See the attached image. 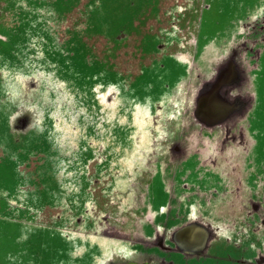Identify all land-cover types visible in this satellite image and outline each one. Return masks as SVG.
<instances>
[{
	"label": "rangeland",
	"instance_id": "obj_1",
	"mask_svg": "<svg viewBox=\"0 0 264 264\" xmlns=\"http://www.w3.org/2000/svg\"><path fill=\"white\" fill-rule=\"evenodd\" d=\"M0 264H264V0H0Z\"/></svg>",
	"mask_w": 264,
	"mask_h": 264
}]
</instances>
